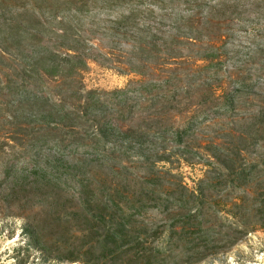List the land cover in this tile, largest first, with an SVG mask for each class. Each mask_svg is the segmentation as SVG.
Listing matches in <instances>:
<instances>
[{
  "label": "rangeland",
  "instance_id": "1",
  "mask_svg": "<svg viewBox=\"0 0 264 264\" xmlns=\"http://www.w3.org/2000/svg\"><path fill=\"white\" fill-rule=\"evenodd\" d=\"M54 99L166 141L53 175ZM0 264H264V0H0Z\"/></svg>",
  "mask_w": 264,
  "mask_h": 264
},
{
  "label": "trees",
  "instance_id": "2",
  "mask_svg": "<svg viewBox=\"0 0 264 264\" xmlns=\"http://www.w3.org/2000/svg\"><path fill=\"white\" fill-rule=\"evenodd\" d=\"M130 18L124 19L125 23H128ZM62 33L64 34L67 32L65 29H61ZM73 39V38H71ZM74 43L78 44V39L72 40ZM70 51V50H68ZM172 52H167V55ZM46 56H42L41 59L37 61V65L43 62H48L47 65L50 66L51 72H45L47 75H52L53 77H61L66 70L73 72L74 74L78 75L76 72L77 65L74 62L75 59H80V56L75 54L71 55L68 52L64 53H55L52 54L51 58L47 60ZM172 57V56H171ZM172 57V59H174ZM209 60V58H206ZM213 62V60H209ZM30 70L26 73L30 74ZM43 73H41L42 75ZM244 86H240L242 88H238L233 92H224L223 95L218 96L217 100H223V103L220 107L223 111H229L234 106V97L235 94L241 91V89L246 88L245 84H241ZM117 93L127 94V90L118 91ZM96 93H90L89 97L94 98ZM47 104L52 109V112L49 113L50 121L47 122L48 127H53V131H63L64 135L59 140L55 146L52 147V150L55 152L53 158H46L45 159V169L51 170L50 173L53 175L55 172L60 173L62 172L63 167V157L69 155L74 152H78L80 149H84V153L87 155L95 156L96 158H104V150L107 152L110 150L113 154L117 152H121L123 155L128 157L129 159H133L134 156L131 154H135L136 156H143L144 153L152 148L161 145L159 142L162 139L163 142L166 141V136L161 135L160 132H139V131H123V129L116 127L113 125L112 122L106 121L101 122L98 120L99 115H95V119H90L89 116L91 114V110H99L101 102H96V104H89L85 103L81 106L82 110L78 111L75 107L68 106L63 99H54L53 103L51 101L46 100ZM104 107V104L102 105ZM97 114V113H96ZM95 120L93 125V130L87 129V122ZM41 122V121H39ZM186 134V131L183 130H176L174 133L175 139H182L183 135ZM161 159V158H160ZM163 159V158H162ZM43 169V171H46ZM81 186L83 185L80 183ZM83 192H81L82 200L89 206V210H91L92 205L95 203V196L87 197L85 199L83 197ZM106 203H102V207L105 210H113L117 207L116 204L111 202L112 205H108ZM100 206V204H99ZM98 206V207H99ZM237 206V204H235ZM118 208V207H117ZM141 212V209L137 210L136 213ZM201 214V210H196L195 212L191 213L190 218H197ZM96 217H98L96 215ZM234 217V216H233ZM117 223V222H115ZM120 227L124 228L126 224L119 222ZM115 227L113 225L109 226V233H112V237H117V233L115 232Z\"/></svg>",
  "mask_w": 264,
  "mask_h": 264
}]
</instances>
